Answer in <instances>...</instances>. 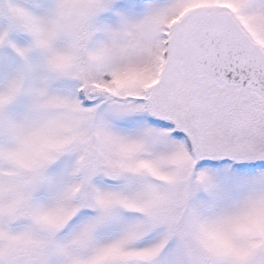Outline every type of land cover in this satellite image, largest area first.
<instances>
[{
	"label": "snow or ice",
	"instance_id": "snow-or-ice-1",
	"mask_svg": "<svg viewBox=\"0 0 264 264\" xmlns=\"http://www.w3.org/2000/svg\"><path fill=\"white\" fill-rule=\"evenodd\" d=\"M0 264H264V0H0Z\"/></svg>",
	"mask_w": 264,
	"mask_h": 264
}]
</instances>
